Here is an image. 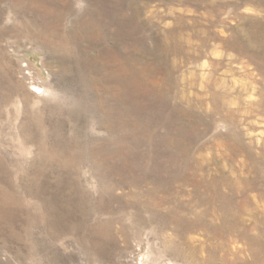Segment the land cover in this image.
I'll return each instance as SVG.
<instances>
[{"label": "rangeland", "instance_id": "1", "mask_svg": "<svg viewBox=\"0 0 264 264\" xmlns=\"http://www.w3.org/2000/svg\"><path fill=\"white\" fill-rule=\"evenodd\" d=\"M0 264H264V0H0Z\"/></svg>", "mask_w": 264, "mask_h": 264}]
</instances>
